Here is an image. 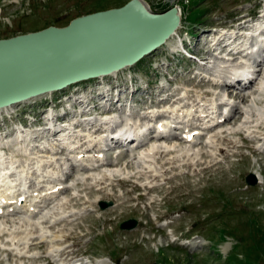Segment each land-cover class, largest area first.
Returning a JSON list of instances; mask_svg holds the SVG:
<instances>
[{
	"label": "rangeland",
	"instance_id": "1",
	"mask_svg": "<svg viewBox=\"0 0 264 264\" xmlns=\"http://www.w3.org/2000/svg\"><path fill=\"white\" fill-rule=\"evenodd\" d=\"M130 1L0 0V40L38 32L49 27L63 28L76 18L121 8ZM143 2L152 11H160L166 6L177 4L182 10V26L178 39H175L179 40L177 45L180 48L183 41L190 52L198 54L205 52L203 46L206 40L215 36L216 31H221L220 28L231 27L237 17L256 15L260 13L257 11L258 8H264V0H143ZM12 4L14 5L10 7ZM172 49L164 47L117 78H107L103 83L105 92L109 94L115 92L113 100L120 96L123 101L126 98L138 111L139 108L148 105L146 97L152 100L156 97L157 93L153 89H156L160 82L185 85L184 80L195 75L193 70L197 71L195 68L197 61L176 55ZM220 66L221 64L213 63V67H216L212 70L214 77H219L223 73ZM203 74L210 76L211 70H206ZM148 84L149 89H152L150 93H147ZM100 85V82L92 81L81 85L76 93L72 88L60 93L55 99L56 101L60 99L61 102L57 103L53 113L67 112L65 105L70 106L72 110L79 107L78 101L70 98L73 96L76 99L78 97L90 99L91 105H96V100H99L98 93L103 89ZM131 85L134 92L130 90ZM139 87L141 88L138 89ZM201 89L194 88L197 91ZM203 90L211 89L207 86ZM214 92L215 97L224 94L223 90ZM260 92L262 95L258 97L264 99V91ZM49 99L50 97H45L36 100L26 107L23 106L25 108L14 111L22 114L23 110L28 112L30 106L34 105L36 109L33 114L38 116V125L44 109L51 106ZM239 107L245 111L246 116L248 109L256 113H259L261 108L264 110V103H241ZM97 110L99 111V108ZM15 120L22 122L25 119L20 116L7 120L4 114L1 115L2 140L11 135L5 131L6 126L10 127ZM227 128L231 127H224ZM253 150L243 147L238 150L240 156L235 155L227 160H223L222 155V170L201 171L198 168L197 175H193L194 171L187 169L179 170L177 172L179 177L166 182L164 179L169 177H161L151 183L157 185L151 190L141 189L129 181L115 182V186L110 188L107 194L87 196L86 199L91 202L85 206H74L69 203V199L78 194L85 197V193H80L79 188L75 187L76 180L84 177H70L66 185L70 186L71 190L50 201L49 207H44L42 215L37 217L27 215L25 212L0 215V224H7L8 229H19L18 239L24 241L37 236L34 226L41 224L46 215L52 217L50 219L53 221L66 216L67 223L53 228L51 230L53 232L49 233L53 237L65 235L60 239V243L66 247L65 253L61 256L65 263L86 260L91 263L103 261L114 264L113 260L119 264H264V158L255 155ZM117 169L124 175L128 173L121 167ZM262 171L263 183L260 184ZM188 173L191 177H186ZM183 174H186L185 177ZM250 175L259 178L255 177L256 185L251 186L247 183ZM23 178L35 180L37 177H11L5 181L9 183L16 180L17 183ZM120 198L127 200V203L119 207L118 213L114 214L112 208L119 205ZM100 200L112 203V206L101 209ZM65 211L68 213L61 216L60 214ZM163 216L168 218L167 222L157 220ZM129 221H136L137 226L131 230H123L122 225ZM8 239L9 237L3 240L4 243H7ZM6 248V244L2 245L0 242V264H19L20 261L11 259L5 251ZM39 251L43 253V249ZM26 261L28 260L24 262ZM40 262L49 264L48 261Z\"/></svg>",
	"mask_w": 264,
	"mask_h": 264
},
{
	"label": "bare ground",
	"instance_id": "2",
	"mask_svg": "<svg viewBox=\"0 0 264 264\" xmlns=\"http://www.w3.org/2000/svg\"><path fill=\"white\" fill-rule=\"evenodd\" d=\"M13 5L14 4L10 5V7ZM180 15L182 16L181 10ZM179 34V31H177L176 34L171 37V39L168 40V42L163 46V49L164 47H172L174 49L173 52H177L175 50L178 48L177 43L179 40L176 41L175 39L179 36ZM224 36L225 33L216 31L214 36L215 42L212 45H209V43L206 42V44L203 46L205 49L207 48V53L209 54L210 59H213L214 62L221 64L220 68H222L223 73H221L219 77H214L215 75L213 74V71H211V74L209 75L212 78L207 77L210 78L208 81L206 80V77L199 76L200 73H198L186 78L184 80L185 85L178 86L174 89H171L170 85L166 83L162 87L161 92L166 93V91L170 90V94L166 99L163 100L157 97L155 104L168 105L167 108L164 107L165 109L163 110L153 111L154 114L152 113V116L146 114L143 118L140 117V127H135L137 130L143 131V129H145L143 127H149V125L154 123V117L157 116L159 119L163 118L161 119L162 129L167 130L171 124H174L179 128L175 129L174 132L176 133L163 135L159 134L155 137H142V139L137 142L135 150H132L133 140L129 143L130 147L123 146L120 140H114L113 137H115L114 134L117 132V130H124L122 128V124L117 126V122L123 121L122 115L124 112L122 109L123 104L125 103H121L120 107L115 109L116 111H119L117 116H109V114L113 111V109H111V105L114 103L113 98L109 97L107 101L103 100V102H106L105 106L98 107L103 114L106 113L108 115L107 117H95L91 120L84 121L78 119L85 115H89V112H93V108L89 109L86 107L82 111H79L78 115L73 116H77V120H75L73 124L68 123V125L58 127L54 125L48 129L42 128L39 130H30V134L35 137V141L32 142L31 145H27V147H17L16 149H13L11 146H9L10 154L3 152L0 148V177H19V174L22 172L24 177H35V174L38 177L37 172H35V167L38 168L36 171H39V177H75V174L83 175V173L87 171H94L90 170L88 167L99 163L101 164V167L106 166L107 171L117 172L114 175H112V173L107 175L101 172L98 175L93 174L91 177H84V179L76 180L75 187L79 188L80 193H85V197L78 194L77 196L71 197L69 199V203H72L74 206H85L91 202L86 199L87 196H94V194L95 196L105 195L110 188L115 186V182H123L122 179L117 178L119 175H122V171L119 170L118 172V169H114L115 167H121L122 169L127 170L128 173L124 180L134 182L147 180L151 183L161 179V177H169L164 179L165 182L169 179L174 180L176 177L180 176L177 174V172L179 170L183 171L184 169L194 171L193 175L199 174V170H222L223 167L221 164L223 163V160H227L229 157L231 158L233 155H235L233 152H236L242 148L240 145V140L246 143V147L252 148V150L254 149L253 153L255 155L263 159L264 147L261 149H255L253 145L256 142L261 141L260 136L264 134V110L261 108L262 110L259 113H256L249 111L248 109L246 110L245 116V111L239 107V104L250 102H259V104L264 103V99L258 97L262 95L260 92V85H262V79L264 80V60L256 61V72L253 71V69L247 68V71H245L247 72L246 76L251 78L249 80V84L246 87L239 89V85L242 82L239 80L235 85H219L220 81H223V83L227 82V80L230 79L234 74L238 73H232L233 68L234 70L236 69L238 71H244V69L247 67L246 63L248 60V57L242 55L241 50L238 49L242 47V43L237 45L236 42H233L234 44L231 43L233 45L229 46L238 53L229 52V54H225L226 56H222V53L225 52L227 47H222L221 45L224 40ZM226 37L228 38V36ZM216 50L219 51V53H217L218 55H214L213 53V51ZM207 64L209 63L206 62L201 67L205 72L209 69ZM130 69L131 68H126L119 73L108 76L107 78H117L121 73L124 74L125 71L127 72ZM107 78L98 79V82L101 84L100 86H102ZM207 86H209L211 89L219 88L223 91H226L228 97L230 100H234V103L231 101H225L222 99V97L215 98V96L212 94V91L203 90V88ZM140 88L141 87L138 89ZM194 88L202 89L197 91L194 90ZM104 89H102V92L98 93L99 98H101L103 94L106 93ZM182 91H185L184 97L180 96ZM160 94L161 93H159L158 96H160ZM52 95L53 94L40 96L25 103H20L18 106L4 109L0 111V117L3 113L13 111L14 109H20L19 107L26 106L27 104H30L36 100L38 101L39 99L45 97L51 98ZM70 98L78 101L81 108L83 102L86 104L90 102V99H83V97V100L81 97H78L80 100H77L74 96ZM208 98L212 99L208 100ZM125 101H127L126 98ZM151 101L154 102L152 99ZM119 102L120 98L116 103ZM202 102L203 104L200 105ZM227 106H230V115L224 120L223 123H216L218 119H220V110L226 109ZM199 112L205 113L206 117L203 118V122L201 123H199L198 120ZM51 117L54 122V117L52 114L49 115V118ZM244 117L245 119L243 120ZM185 119L187 120L184 121ZM183 123H186L187 125H184ZM84 124H86L87 127H84L86 126ZM229 125H231L232 128H227L226 130H223V132L217 131L218 129H224V127ZM185 127L188 128L187 132L191 129L198 128L200 130L198 132V136H194L193 140H190L189 133H186L185 136L178 135L179 130ZM78 128L81 129L77 130ZM132 129L126 130V132L135 131ZM245 132H248V135H245ZM208 134H211L212 140L210 142H205L204 139ZM58 135L59 137H57ZM131 135L132 133H129L128 136ZM23 136L24 135H21L22 138L19 137V139L17 136V139L14 140V142H18V140H20L17 145L22 144L25 142ZM113 144L117 146H113ZM261 144L262 142L260 145ZM110 146H113L114 148H110ZM116 150L119 154L114 160V158H112V154H114ZM19 154L23 155V157H29L28 160H25V162H28L26 166L21 164L22 162L24 163V159L20 158ZM222 155L224 156L223 160ZM131 156H133V159H130ZM104 159H106V163H104ZM21 166L24 167V169H21L22 171L18 169V167ZM201 167L203 168L201 169ZM186 177H191V174L188 173ZM259 183H263L262 177H260ZM62 184L64 185V182H62ZM55 187L56 185L50 186L49 189L51 190ZM152 187L155 188L157 185H152ZM50 190H45L46 194L45 198L41 199L42 202L55 199L54 197L60 196L63 194V191H70L71 187L70 189L69 186L65 187V190L63 189V191H60L58 195L54 194L53 190ZM0 197H4V200H7V198L10 196L7 197V193H2ZM37 200L38 197L33 202L35 204L39 203ZM118 202L119 205L112 208L114 214L118 213V208L124 206L127 203V200L120 198L118 199ZM30 206L31 205L28 207L27 204H25L21 210H25L26 213H28L31 211ZM34 212V210L31 211V214ZM66 212L67 211L60 215L65 216L63 214ZM48 218L49 217L46 215L43 217L41 224L34 226L37 236L24 241L22 239H18L20 232L19 229H8L6 226L7 224H0V242L2 245L7 244L9 246L11 244V247L15 248L13 249L15 252H13V250L10 251V249H6L11 259L14 258L17 261H20L19 264H26L27 262L37 264L41 259H50L55 263L59 261L57 258L60 259L61 254H64L66 249V247L60 243V239H62V237L65 235H57L53 237L50 236L49 233L53 232H51L53 228L55 229L60 225H65L67 223L66 216L65 218L58 217L56 219V223H50ZM41 231L42 234H40ZM7 237H9L7 240L8 242L4 243L3 240H5ZM42 249L43 253L39 251ZM26 259L28 261L24 262Z\"/></svg>",
	"mask_w": 264,
	"mask_h": 264
},
{
	"label": "water",
	"instance_id": "3",
	"mask_svg": "<svg viewBox=\"0 0 264 264\" xmlns=\"http://www.w3.org/2000/svg\"><path fill=\"white\" fill-rule=\"evenodd\" d=\"M180 25L178 8L154 12L131 0L67 27L0 40V110L133 66L165 45ZM247 183L256 185L255 176ZM111 205L102 202L101 208ZM136 226L129 221L121 228Z\"/></svg>",
	"mask_w": 264,
	"mask_h": 264
}]
</instances>
